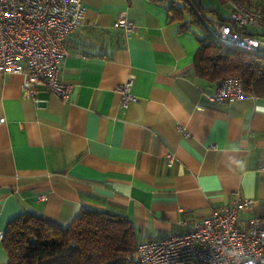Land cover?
<instances>
[{
  "label": "crops",
  "instance_id": "1",
  "mask_svg": "<svg viewBox=\"0 0 264 264\" xmlns=\"http://www.w3.org/2000/svg\"><path fill=\"white\" fill-rule=\"evenodd\" d=\"M198 1L205 28L187 11L173 16L166 1L82 0L84 22L60 64L69 101L44 87L27 97L22 74L0 73V230L22 213L64 227L86 208L124 214L140 241L166 237L236 192L255 200L242 216L264 215V95L209 100L218 83L195 75L194 54L230 6ZM121 16L128 30L115 26ZM245 29L264 39L261 28ZM129 79L134 100L123 107L116 87Z\"/></svg>",
  "mask_w": 264,
  "mask_h": 264
},
{
  "label": "built area",
  "instance_id": "2",
  "mask_svg": "<svg viewBox=\"0 0 264 264\" xmlns=\"http://www.w3.org/2000/svg\"><path fill=\"white\" fill-rule=\"evenodd\" d=\"M229 22L215 21L210 34L220 43L264 56V39L246 31L247 26L264 31V12L243 2L227 0ZM85 19L82 0H0V73H20L23 95L35 97L42 87L69 101L72 86L60 77V64L68 55L66 39ZM115 26L128 30L133 25L121 16ZM131 79L116 90L126 107L134 96ZM240 76L224 78L210 101L232 103L245 95ZM4 119L0 118V122ZM174 160L167 154V162ZM264 169V163L258 166ZM38 199L45 201L47 195ZM255 200L235 193L233 203L215 206L209 214L184 222L180 234L144 239L129 256V264H264V215L242 216L253 209ZM4 231L0 230V241Z\"/></svg>",
  "mask_w": 264,
  "mask_h": 264
},
{
  "label": "trees",
  "instance_id": "3",
  "mask_svg": "<svg viewBox=\"0 0 264 264\" xmlns=\"http://www.w3.org/2000/svg\"><path fill=\"white\" fill-rule=\"evenodd\" d=\"M151 1H166L173 16L187 11L193 23L205 28L201 19L205 7L198 0ZM219 21L229 22V18ZM193 71L198 78L218 85L228 76H240L245 93L264 95V56L224 45L207 30L198 38ZM139 241L124 214L83 208L64 227L40 215L22 213L9 221L1 242L8 264H129Z\"/></svg>",
  "mask_w": 264,
  "mask_h": 264
},
{
  "label": "rangeland",
  "instance_id": "4",
  "mask_svg": "<svg viewBox=\"0 0 264 264\" xmlns=\"http://www.w3.org/2000/svg\"><path fill=\"white\" fill-rule=\"evenodd\" d=\"M206 12H208V11H206ZM210 27H211V25H208V28L210 29Z\"/></svg>",
  "mask_w": 264,
  "mask_h": 264
}]
</instances>
